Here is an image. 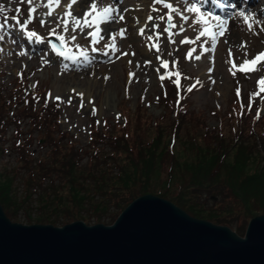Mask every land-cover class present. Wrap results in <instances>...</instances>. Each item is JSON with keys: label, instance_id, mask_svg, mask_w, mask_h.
<instances>
[{"label": "trees", "instance_id": "trees-1", "mask_svg": "<svg viewBox=\"0 0 264 264\" xmlns=\"http://www.w3.org/2000/svg\"><path fill=\"white\" fill-rule=\"evenodd\" d=\"M27 81L21 73L11 87L0 84V204L12 220L110 223L146 192L241 234L250 217L264 212V113L231 106L213 123L195 117L188 84L171 67L158 114L139 101L147 113L139 124L123 107L122 119L92 127L82 145L58 126L57 103L47 105L42 88L28 89ZM171 115L176 127L184 126L179 145ZM10 127L14 138L6 145ZM164 135L167 141L160 139Z\"/></svg>", "mask_w": 264, "mask_h": 264}, {"label": "rangeland", "instance_id": "rangeland-1", "mask_svg": "<svg viewBox=\"0 0 264 264\" xmlns=\"http://www.w3.org/2000/svg\"><path fill=\"white\" fill-rule=\"evenodd\" d=\"M107 1L113 4V0H98L101 6H107L105 4ZM11 2L22 4V19L11 17ZM70 2L71 0H60L59 5L53 2L52 14L49 16L48 0H35L33 5L27 4L25 0H2L3 10H6L11 18H6L0 23L2 25L0 36H5L2 45L4 51L0 52V84L11 87V82L17 75L27 74L28 89L42 88L39 93L47 98L46 104L56 102L59 105L58 126L73 134L79 144H87L92 127L100 129L105 119L110 122L122 119L119 109L123 107L132 116L133 122L139 124H144L147 116V113L139 107V101H142L147 111L158 114L161 110L158 96L164 90L163 84L166 83L170 68L177 65L181 67L187 79H190L191 86L196 85L189 96V109L193 111L195 117L201 116L213 123L217 116L231 109V106L244 108L250 113H264V92L261 91L259 83L260 79L264 78V61L256 66V71L247 72L242 78L238 79L232 74L233 71L238 72L232 67L234 62L238 66L245 59L250 60L264 51V12L244 10L245 0L236 2L238 8L235 11H239L238 13L234 16L226 15L229 17L227 20L229 23L225 35L219 38L215 51L208 53H204L200 47L205 38L196 40L200 28H193L191 19L185 24V31L180 32L179 28L183 21L174 16L177 27L172 29V39L175 43L169 42L167 33H162L157 41L154 32H162L167 22L168 9L162 4H155L153 0H119L118 7L125 17L124 20L107 25L101 24L100 28L104 30L99 35L103 36V39L95 45L104 49L105 44L113 42L111 38L115 34L118 51L104 49L109 53L107 56L104 55V51L93 52L92 38L87 36V33L93 29L85 28L83 33L77 30L76 41H70L64 48L69 57L76 56L75 61L58 56L47 43L49 32L56 27L57 20L68 10ZM169 2L175 7H181L183 4V0H169ZM192 2L196 3L202 12L212 13L209 12L210 8L204 5L207 2L210 6L211 0H192ZM258 6L264 7V2H260ZM30 7L37 8V11L30 13ZM75 7L76 4H73L71 11ZM154 8L158 11L153 12ZM240 12H244L253 22L251 30L247 27L244 18L239 15ZM149 14L154 17L165 16V21H158L161 25L159 29H153L151 21H144L145 16ZM189 15L194 16V14ZM29 16H32V22L28 24L27 29L45 37L44 43H37L34 39L29 40L20 29L17 21L19 24H24ZM217 16L223 19L219 13ZM41 20L45 21L43 25ZM141 27H145L143 36L139 34ZM122 28L126 29L123 37L120 35ZM72 34L70 25L66 36L70 38ZM148 36H153V39L148 40ZM185 39L189 42L181 44L180 41ZM156 43L160 46L159 53L153 47ZM205 47H210V44ZM193 48L196 51L189 56ZM84 49L87 50L88 61L80 55L81 50ZM197 55H200L201 59L197 60ZM45 60L48 63H44ZM163 60L169 61L167 69L161 66ZM146 61L151 63H145ZM172 64L173 66H170ZM161 76H164L163 80L160 79ZM77 93L84 94L83 107H81L82 98ZM56 96H60L61 100L57 101ZM69 97L72 101L70 104L67 102ZM41 101L39 99L36 105H40ZM37 106L36 110L41 109ZM93 108L96 110L95 114ZM138 112L142 114L138 115ZM170 120L171 132H175V141L179 145L184 136V126L181 122L176 127L172 115ZM5 135L7 138L5 144L10 145L14 138L11 127ZM160 139L167 141L168 137L164 135ZM34 146L40 148L37 141H34ZM7 156L11 160L14 156L13 151L9 150Z\"/></svg>", "mask_w": 264, "mask_h": 264}, {"label": "water", "instance_id": "water-1", "mask_svg": "<svg viewBox=\"0 0 264 264\" xmlns=\"http://www.w3.org/2000/svg\"><path fill=\"white\" fill-rule=\"evenodd\" d=\"M0 264H264V212L250 217L243 236L152 192L110 223H24L0 204Z\"/></svg>", "mask_w": 264, "mask_h": 264}, {"label": "snow or ice", "instance_id": "snow-or-ice-1", "mask_svg": "<svg viewBox=\"0 0 264 264\" xmlns=\"http://www.w3.org/2000/svg\"><path fill=\"white\" fill-rule=\"evenodd\" d=\"M25 2L29 5H33L35 3V0H25ZM55 2L56 5L60 4V0H48V6H49V12L48 15L51 16L52 14V7L51 5ZM155 4H162L164 7L168 9V14L166 17V25L163 27L162 32L161 31H155L154 36L156 40L158 41L162 33H167L168 34V40L170 43H175V41L172 39L173 33L172 29L176 28L177 25L174 23V16L179 17L183 23H181L179 31L184 32L185 31V24L191 19L192 21V27L197 28L199 27L200 30L198 32V35L196 36V40H200L201 38H205L203 40V43L200 45L201 49L203 50L204 53H208L210 51H215L217 47V43L220 37L225 35L228 21L225 19H222L218 16H212L211 13H204L201 11V8L197 6L196 3L192 2V0H183V4L181 7H175L173 3L169 2V0H153ZM77 0H71V2L68 5V10L64 13L63 17L57 20V24L55 28H52L51 31L49 32L50 36H55L56 40H48L47 43L50 46L51 50L53 52H56L58 56L65 57L66 59H72L76 60V56H71L69 57L67 53L63 50L65 47H67L68 43L74 42L77 39V36L75 33L77 30H79L81 33L84 32L85 28L93 29L92 31H89L87 33L88 37H91V44L93 45L92 51L97 52V51H104V49H110L113 51H118L116 48L115 44V34L112 35V43L110 44H105L104 49H100L95 47L100 40L103 39V36H100L99 33L101 32L100 25L101 24H109V23H118L119 21L124 20V15L121 13L120 8L118 7L119 0H113V4H109L107 6H101L98 2V0H92V3L89 7V10L84 13V17H75L72 15V5L76 4ZM115 5V6H114ZM0 11H3V6H0ZM16 11H20V7H17ZM37 11V8L35 7H30L29 12L30 13H35ZM127 11V10H125ZM153 12L158 11L157 9H152ZM189 14H194V16H191ZM239 15L244 18L245 22L247 23V27L251 30L253 27V22L249 19V16L245 15L244 12H240ZM13 19H17L16 17H13ZM147 21L152 22V28L153 29H159L161 27L160 23L158 21H165V16L160 15L157 17H154L153 15L149 14L147 16ZM211 21H214V23H210ZM21 30L24 31V33L27 35L29 40H35L37 43H44L45 42V37H42L38 35L35 31H29L27 29V26L29 23L32 22V16H29V18L25 21L24 24H19ZM45 21L41 20V25H43ZM139 23V21H137ZM70 25H71V33H73L70 38L66 36L67 33H69L70 30ZM202 26V27H201ZM2 27V25H0ZM147 27V25H145ZM145 27L139 28V34L141 36L144 35L145 33ZM126 29H120V35L123 37L125 35ZM148 40H152L153 36H148ZM4 40L3 36H0V41ZM187 41L181 40L180 43L184 44ZM210 47H205V45H209ZM77 48H80L79 45H76ZM153 47L156 48L157 52H160V46L159 43H156L153 45ZM4 49L0 48V52H3ZM196 49L193 48L189 52V56L193 52H195ZM23 54V53H21ZM108 51H104V55H108ZM231 54V53H230ZM80 55L84 57L86 61H88V56H87V50H81ZM123 55H127V53H123ZM134 55V53H133ZM159 59V56L157 57ZM196 59L199 60L201 59L200 55L196 56ZM264 61V51L260 52L258 55H256L252 59H245L243 63L239 64L238 66L233 63L232 67L234 69H237L240 72H253L256 71V66L261 62ZM90 62V61H89ZM44 63H48L47 60L44 61ZM131 63V61H129ZM145 63H151V61H146ZM139 66V65H138ZM163 68L167 69L169 66V61L163 60L162 65ZM67 65H65V68ZM159 70V69H158ZM211 71V69H210ZM235 75L236 73L233 71L232 73ZM130 75H132L130 73ZM176 75H179V73H176ZM107 79V77H106ZM161 80L164 79V76L160 77ZM199 83V82H197ZM261 85V91L264 92V78L260 79L259 81ZM175 84L177 86V93L178 95L180 94V81L176 80ZM35 87V85H33ZM196 87V85H193L189 88L186 89L187 92L193 91V89ZM75 91V89H73ZM82 99H81V107L84 106L83 102V93H77ZM237 95H239V89H237ZM49 96H51V93H49ZM55 99L57 101L61 100L60 96H56ZM27 103V101H25ZM69 104L72 102L71 97H69L68 101ZM59 106V105H57ZM93 114H95V108H93ZM259 115V114H258ZM99 123V121H98Z\"/></svg>", "mask_w": 264, "mask_h": 264}, {"label": "bare ground", "instance_id": "bare-ground-1", "mask_svg": "<svg viewBox=\"0 0 264 264\" xmlns=\"http://www.w3.org/2000/svg\"><path fill=\"white\" fill-rule=\"evenodd\" d=\"M260 2H264V0H249L246 7H244V10L246 11H250L249 7L255 5V4H259ZM92 3V0H78V3H76V7L72 10V15L75 17H80L83 18L84 17V13L86 11L89 10V7ZM105 4L109 5L110 2L107 1ZM215 10H217V8H214ZM264 12V9L262 10V8L257 9V12ZM144 21H147V16H145ZM229 23V22H228ZM104 29H101V31H103Z\"/></svg>", "mask_w": 264, "mask_h": 264}]
</instances>
